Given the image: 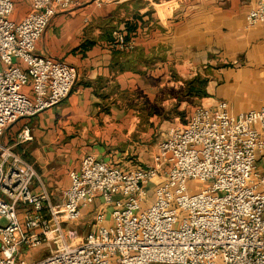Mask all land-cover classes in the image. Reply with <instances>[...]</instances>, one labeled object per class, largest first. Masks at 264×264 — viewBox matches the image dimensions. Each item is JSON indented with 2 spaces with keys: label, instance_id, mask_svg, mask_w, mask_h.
I'll return each mask as SVG.
<instances>
[{
  "label": "built area",
  "instance_id": "1",
  "mask_svg": "<svg viewBox=\"0 0 264 264\" xmlns=\"http://www.w3.org/2000/svg\"><path fill=\"white\" fill-rule=\"evenodd\" d=\"M29 1L15 20V1L0 0V264H264V170L257 166L264 104L238 114L226 101L195 105L139 167L87 152L70 171L62 200H52L34 164L1 138L72 91L77 68L36 47L56 11L73 0ZM121 1L94 0L97 6ZM246 21L264 23V0ZM111 45L135 46L121 29ZM17 139H33L29 124ZM94 204L96 226L84 237L68 231ZM42 247L50 248L46 256H24Z\"/></svg>",
  "mask_w": 264,
  "mask_h": 264
},
{
  "label": "crops",
  "instance_id": "2",
  "mask_svg": "<svg viewBox=\"0 0 264 264\" xmlns=\"http://www.w3.org/2000/svg\"><path fill=\"white\" fill-rule=\"evenodd\" d=\"M14 1L12 17L20 20L30 1ZM256 1L122 0L97 6L94 0H73L56 11L36 47L77 68L72 91L8 127L1 140L34 164L59 202L70 171L87 152L126 169L139 167L156 146L149 150L148 141L158 127L186 121L195 105L226 101L234 114L261 107L264 23L248 27L246 21ZM115 29L131 37L132 50L111 45ZM198 74L209 77L208 95L182 97ZM25 123L33 139L17 142ZM33 189L41 191V182ZM96 209L94 204L84 210L81 226L88 232L96 226Z\"/></svg>",
  "mask_w": 264,
  "mask_h": 264
},
{
  "label": "rangeland",
  "instance_id": "3",
  "mask_svg": "<svg viewBox=\"0 0 264 264\" xmlns=\"http://www.w3.org/2000/svg\"><path fill=\"white\" fill-rule=\"evenodd\" d=\"M171 124L172 123H170L168 126H166L164 128H159L158 127V131H156L155 134H153V136L149 137V141H148L149 150H151V147L153 145H155V143L157 141H159L160 139H162L164 137L165 132L167 131L169 126H171ZM263 158H264V151H263L262 155L259 156V159L257 161V166H258V168L260 170L264 169V166L261 165L262 162L260 163V160L261 159L263 160ZM110 209H111V207H110ZM93 214H94V210L90 213V215L88 217V220L91 219ZM71 229L75 230L77 232V235L80 236V237H84L87 234V232H88V228H86V227L82 228L81 222L79 224L70 223L68 225V227H67V230L70 231ZM49 252H50V248L49 247H42L39 250H36V251H33V252H28L27 253L28 255L25 254L24 256H26L28 259H31V258L38 259V258H41L43 256H46ZM152 264H174V263L152 262Z\"/></svg>",
  "mask_w": 264,
  "mask_h": 264
},
{
  "label": "trees",
  "instance_id": "4",
  "mask_svg": "<svg viewBox=\"0 0 264 264\" xmlns=\"http://www.w3.org/2000/svg\"><path fill=\"white\" fill-rule=\"evenodd\" d=\"M130 37L129 35H127ZM209 77L201 74L189 79L186 83V87L182 89L181 96L185 98L203 97L208 95L207 85Z\"/></svg>",
  "mask_w": 264,
  "mask_h": 264
}]
</instances>
